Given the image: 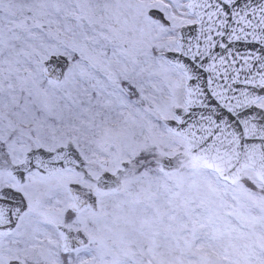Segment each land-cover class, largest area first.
<instances>
[{
	"label": "snow or ice",
	"instance_id": "1",
	"mask_svg": "<svg viewBox=\"0 0 264 264\" xmlns=\"http://www.w3.org/2000/svg\"><path fill=\"white\" fill-rule=\"evenodd\" d=\"M0 264H264V0H0Z\"/></svg>",
	"mask_w": 264,
	"mask_h": 264
}]
</instances>
